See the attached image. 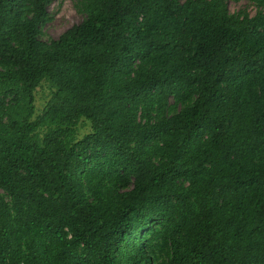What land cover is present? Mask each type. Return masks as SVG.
<instances>
[{
    "label": "trees",
    "instance_id": "trees-1",
    "mask_svg": "<svg viewBox=\"0 0 264 264\" xmlns=\"http://www.w3.org/2000/svg\"><path fill=\"white\" fill-rule=\"evenodd\" d=\"M246 1L74 0L81 21L43 40L51 0H0V264H264Z\"/></svg>",
    "mask_w": 264,
    "mask_h": 264
},
{
    "label": "rangeland",
    "instance_id": "rangeland-1",
    "mask_svg": "<svg viewBox=\"0 0 264 264\" xmlns=\"http://www.w3.org/2000/svg\"><path fill=\"white\" fill-rule=\"evenodd\" d=\"M228 8L230 12L238 10H245L249 14H254L256 6L246 0L234 1L228 0ZM50 20L42 27L41 39L49 40L50 38L58 37L64 30L74 23L81 21L82 16L76 12L74 8V0H51L48 6ZM50 96V89L46 82L35 91V106L38 112L45 104ZM90 124L86 119H81L77 125V138H81L84 134L89 132Z\"/></svg>",
    "mask_w": 264,
    "mask_h": 264
}]
</instances>
